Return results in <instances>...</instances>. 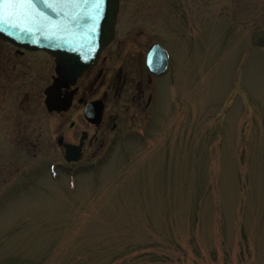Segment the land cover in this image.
<instances>
[{
    "label": "rangeland",
    "instance_id": "rangeland-1",
    "mask_svg": "<svg viewBox=\"0 0 264 264\" xmlns=\"http://www.w3.org/2000/svg\"><path fill=\"white\" fill-rule=\"evenodd\" d=\"M119 2L77 83L97 126L78 96L46 109L53 56L0 39V264H264V0ZM155 41L171 65L138 95L125 57L140 44L145 72Z\"/></svg>",
    "mask_w": 264,
    "mask_h": 264
},
{
    "label": "water",
    "instance_id": "water-1",
    "mask_svg": "<svg viewBox=\"0 0 264 264\" xmlns=\"http://www.w3.org/2000/svg\"><path fill=\"white\" fill-rule=\"evenodd\" d=\"M118 8L119 0H103L99 14L91 0H16L0 4V39L24 49L46 51L55 58L57 76L43 91L48 111L71 107L75 90L63 93L62 88L74 84L94 65L114 35ZM168 62L167 51L154 43L147 55L150 71L160 74ZM102 111L101 100L85 103L84 115L93 123H100ZM64 147L66 160L80 158V145L64 143Z\"/></svg>",
    "mask_w": 264,
    "mask_h": 264
},
{
    "label": "flooded vegetation",
    "instance_id": "flooded-vegetation-1",
    "mask_svg": "<svg viewBox=\"0 0 264 264\" xmlns=\"http://www.w3.org/2000/svg\"><path fill=\"white\" fill-rule=\"evenodd\" d=\"M115 38H116V36L114 35V37L112 38V40L108 43V45H106V47L103 49V50H105L107 47H109L113 42H114V40H115ZM150 47V44L148 45V47H147V49L145 50V52H144V60H143V63H144V68H145V72H144V70H142V66H141V63H140V50H141V48H142V46L139 44V45H136L131 51H130V54L128 55H126V57H125V60H126V62H127V60L129 59V57L128 56H132V58H131V62H136V64L135 65H137L138 66V70L139 69H141V73L140 74H138V75H135V76H133L132 78H138L137 80H136V91H137V94L138 95H141L143 92H144V88H143V82H144V80L146 79V81L147 82H151V80H154V79H156V77H158V76H161V75H155V74H152L149 70H148V68H147V66H146V63H145V58H146V53H147V50H148V48ZM19 52H22L23 50L22 49H18V48H16ZM102 50V51H103ZM102 53V52H101ZM101 53H100V55L98 56V59H97V62L95 63V65L93 66V67H91L90 69H88V70H86L80 77H78L77 79H76V82L73 84V85H70V87H68V88H63V91H64V93H67V92H71V89H74L75 88V91H74V95H73V103H72V106L74 105V99H75V97L76 96H78V103L80 104L81 103V105L82 106H84V103L86 102V101H91V100H95V99H101V98H93V99H89V100H86L87 98L85 97V96H80V95H78V93H80V87L79 86H77V83H78V80L79 79H81V77L83 76V75H85L86 73H88V72H90V71H92L93 69H95L96 67H97V64L100 62V56H101ZM98 69V74H97V76L96 77H100V76H102L103 75V69H102V67H98L97 68ZM120 69H122V68H120ZM128 78V76H126V75H123V78H120V84H119V86H116V89L118 90V91H120V89H122L124 86H125V84H126V82H127V79ZM101 78H95V81L97 82L98 80H100ZM119 80V79H118ZM94 88V87H93ZM152 99V96H149V101H148V103H150V100ZM103 100V102H104V105H105V101H104V99H102ZM72 108V107H71ZM104 115V114H103ZM102 120H103V117H102ZM87 121V120H86ZM88 122V121H87ZM102 122V121H101ZM100 122V123H101ZM89 124H91V125H95V124H92V123H90V122H88ZM97 125H99V124H97ZM97 125H95V126H97ZM71 126L73 127L74 126V122H71ZM83 132H85L86 134H85V136H84V138L82 139V136H83ZM88 137H89V133H88V131L87 130H85V129H82L81 130V134H80V136H79V139L77 140V141H75V142H73V141H71L70 143H73V144H76V145H81V151H82V154H83V151H84V147H85V142L87 141V139H88ZM61 139V138H60ZM62 140V142H61V145H63L62 143H64V141H63V139H61ZM70 163H75V162H70Z\"/></svg>",
    "mask_w": 264,
    "mask_h": 264
},
{
    "label": "snow or ice",
    "instance_id": "snow-or-ice-1",
    "mask_svg": "<svg viewBox=\"0 0 264 264\" xmlns=\"http://www.w3.org/2000/svg\"><path fill=\"white\" fill-rule=\"evenodd\" d=\"M16 2V0H0V4L2 3H14ZM27 2H31V0H27ZM91 3H93L95 5V10L96 12L99 14L100 10H101V6L103 4V0H91Z\"/></svg>",
    "mask_w": 264,
    "mask_h": 264
}]
</instances>
